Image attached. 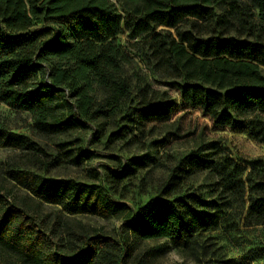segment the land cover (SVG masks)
I'll return each instance as SVG.
<instances>
[{
	"label": "trees",
	"instance_id": "16d2710c",
	"mask_svg": "<svg viewBox=\"0 0 264 264\" xmlns=\"http://www.w3.org/2000/svg\"><path fill=\"white\" fill-rule=\"evenodd\" d=\"M126 49L213 128L264 143V0H0V102L28 112L46 134L128 112V123L166 121L176 99L151 86ZM25 144L0 129V146ZM220 152L199 143L135 210L95 185L28 166L0 170V264H143L141 241L162 240L146 252L155 257L171 246L193 249L232 215L264 225V160L243 164ZM198 173L212 177L207 198L183 191ZM124 175H106L113 192ZM74 213L122 219L130 242L86 230Z\"/></svg>",
	"mask_w": 264,
	"mask_h": 264
},
{
	"label": "rangeland",
	"instance_id": "374dc122",
	"mask_svg": "<svg viewBox=\"0 0 264 264\" xmlns=\"http://www.w3.org/2000/svg\"><path fill=\"white\" fill-rule=\"evenodd\" d=\"M68 40H73L71 34ZM127 41L131 40L125 33L117 35L119 45L125 47ZM127 52L136 70L151 86L170 92L176 99V106L166 121L143 125L137 121L128 123V112L107 120L82 121L83 124L63 134H46L36 128L28 112L0 102V129L6 134L23 135L26 141L21 148L0 146V170L28 166L41 177L95 185L115 204H126L135 210L157 194L159 183L201 142H212L220 148L221 154L243 164L264 160V143L254 141L240 129L213 128L207 117L178 99L168 86V79L152 75L138 56ZM195 130L193 139L189 134ZM174 133L178 136L176 139ZM201 152L210 151L206 148ZM109 171L125 172L115 192L105 181ZM211 182L210 175L198 173L187 177L183 191L197 190L207 198L205 190ZM70 215L90 232L98 229L121 242H130L120 218L105 219L85 213ZM243 216L232 215L215 230L198 235L193 249L171 246L163 254L149 257L147 250L162 240L135 243L136 258L143 264H216L217 260L231 264H264V225L247 226ZM127 264H136V259Z\"/></svg>",
	"mask_w": 264,
	"mask_h": 264
}]
</instances>
